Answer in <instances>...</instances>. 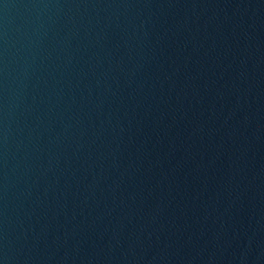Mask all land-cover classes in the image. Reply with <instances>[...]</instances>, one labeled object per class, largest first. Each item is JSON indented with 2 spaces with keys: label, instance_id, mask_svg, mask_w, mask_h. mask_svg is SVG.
<instances>
[{
  "label": "water",
  "instance_id": "1",
  "mask_svg": "<svg viewBox=\"0 0 264 264\" xmlns=\"http://www.w3.org/2000/svg\"><path fill=\"white\" fill-rule=\"evenodd\" d=\"M0 264H264V0H0Z\"/></svg>",
  "mask_w": 264,
  "mask_h": 264
}]
</instances>
